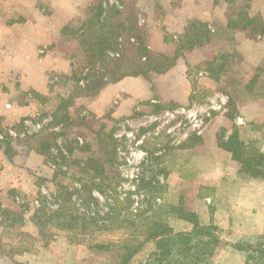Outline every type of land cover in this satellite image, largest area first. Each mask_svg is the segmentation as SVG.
<instances>
[{
  "label": "rangeland",
  "instance_id": "rangeland-1",
  "mask_svg": "<svg viewBox=\"0 0 264 264\" xmlns=\"http://www.w3.org/2000/svg\"><path fill=\"white\" fill-rule=\"evenodd\" d=\"M97 1L80 4L78 12L69 15L62 7H53L51 0H0V24L36 18L34 6L37 14L51 24L53 37L56 34L54 47L70 58L76 49L77 34L67 25L74 22L88 4ZM123 1L129 9L135 3L137 13H133V20L137 19L138 25L147 31L145 41L151 57L156 58L159 53L173 56L183 32L185 10L192 8L194 0H139L140 7L138 0ZM199 1L203 13L194 14L185 23L202 20L211 25V29H215L216 24L220 27L226 25L224 9L228 3L225 0ZM238 1L251 17H256L253 24H258L260 17L264 20V0ZM212 2L215 9L210 11ZM22 8L27 11L18 15ZM202 14H206V20L200 19ZM245 30L253 39L264 37L250 28ZM239 32L232 40H222V35L218 39L213 37L190 53L187 47V67L179 60L173 73L158 75L159 82L155 81L152 86L147 84L145 92L140 84L134 83L130 87L137 91V95H113L101 105L99 112L93 111L89 105L91 101L85 98L76 99L74 106L69 108L72 117H85L83 123L73 129L70 138L80 142L82 139L91 140L94 136L92 130H97L101 124L113 128L118 140L117 169L120 176L114 186L121 196L114 204H126L130 198L129 208L140 211L152 212L157 204H164L166 209L179 207L186 213H194L200 225H212L208 233L219 240L209 264H246L247 253L235 249L234 244L253 245L264 234V177L252 178L240 172V164L220 147V142L237 128L240 140L252 142L254 148L264 153V48H240L235 42ZM6 44L12 54L16 44L12 40ZM221 58L229 61L225 64V75L216 74L217 69L213 72L207 69L206 62L218 59L220 62ZM15 68H9L8 72L12 76L9 81L16 84L13 79L17 77ZM186 68L188 80L183 72ZM60 74L67 73L47 72L46 94L33 89L18 90L13 85L11 96L19 101L33 100L37 112L11 126L0 118L4 133L13 136L36 133L49 124L50 118L40 114L54 106L55 101L43 102L39 96L51 95L50 75ZM53 88L52 93L64 91L55 82ZM32 153L36 154H16L9 160L0 149V171L2 159L10 162L12 169L11 179L0 189L2 206L7 208L10 205V209L17 211L22 203H28V211H24L27 218L33 213V200L37 194L53 189L48 181L53 167L44 162L41 155L42 163L30 158ZM10 190L13 194L8 193ZM98 199L99 203L93 205L92 211L105 212L104 200ZM174 216L171 212L160 218L168 222L171 234L187 236L194 233L190 221ZM3 225L0 224V241L4 244V254L0 255V264H11L12 260L21 264H110L118 251L116 246H111L109 251L97 250L89 247L86 241L68 240L60 233L44 244V240L36 236L34 225L27 221L23 230L31 237H25L24 243L21 241L27 251L12 254L10 245L19 250L20 237L13 231L9 232L11 236H3ZM126 232L122 228L104 230L97 232L96 239L117 242ZM153 246V241L147 243L134 260L144 262ZM248 263L264 264L252 259Z\"/></svg>",
  "mask_w": 264,
  "mask_h": 264
},
{
  "label": "trees",
  "instance_id": "trees-1",
  "mask_svg": "<svg viewBox=\"0 0 264 264\" xmlns=\"http://www.w3.org/2000/svg\"><path fill=\"white\" fill-rule=\"evenodd\" d=\"M225 1L228 3L224 9L226 25L220 27L216 24V28L211 29V25L202 20L190 21L177 41L176 53L170 57L163 53L151 57L145 41L147 31L138 25L137 19L133 20V13H137L135 3L129 9L123 0H98L95 4H88L73 24L68 23L70 30L77 34L76 49L70 55V71L59 76L50 75L51 95H38L43 102L55 101L54 106L40 114L50 118L49 124L36 133L25 132L16 136L4 133L0 127V149L7 159L12 160L16 154L35 152L53 167L48 180L53 189L37 194L30 217L27 218L24 212L28 211V203H22L17 211L10 209V205L3 208L0 194L3 236H11L9 232L13 231L20 237L21 244L25 237H31L23 230L28 221L34 225L36 236H40L44 244L60 233L68 240L86 241L89 247L101 251L116 246L118 251L110 264L211 263L210 258L219 240L208 233L212 225H200L194 213H186L179 207L166 209L164 204H157L152 212L140 211L129 208L130 198L126 204H114L121 196L114 186L120 176L117 169L118 140L113 128L101 124L97 130H92L94 136L91 140L82 139L80 142L70 138L73 129L82 124L85 117H72L69 108L79 98L93 101L105 86L125 77H141L152 86L158 75L169 71L179 60H183L187 67L186 55L213 37L218 39L222 35V40H232L235 33L246 28L264 34L262 17L258 24H253L256 17H251L240 1ZM187 47L188 53L185 52ZM206 63L209 71L217 69L216 74L225 75V64L229 61L221 58L220 62L218 59ZM185 73L189 75L187 68ZM54 82L64 91L52 93ZM220 147L240 164V172L252 178L264 177V153L254 148L252 142L240 140L237 128L220 142ZM8 193L13 194V191ZM99 197L104 200L105 212L92 211L93 205L99 203ZM171 212L174 217L190 221L194 233L187 236L171 234L168 222L160 219ZM120 228L127 232L117 242L96 239L97 232ZM151 241L154 249L150 255L144 262H136L135 256ZM0 242V255H3L4 244ZM233 247L247 253L246 264L251 259L264 262V234L253 245L237 242ZM10 248L12 254L27 251L22 244L19 250L13 245ZM11 264L21 263L12 260Z\"/></svg>",
  "mask_w": 264,
  "mask_h": 264
},
{
  "label": "crops",
  "instance_id": "crops-1",
  "mask_svg": "<svg viewBox=\"0 0 264 264\" xmlns=\"http://www.w3.org/2000/svg\"><path fill=\"white\" fill-rule=\"evenodd\" d=\"M68 1L69 0H66V2H63L62 0H51V3L53 7H62L66 14L75 15L78 12L79 5L90 0ZM199 2V0H194L192 2V8L185 10L186 16L184 18V26H182L181 29L182 31L187 24V22L185 23V20L190 19L194 14H198L201 11L203 13V8H201ZM137 5L139 6V0L137 1ZM196 9H199V11ZM213 9H215V7L212 2L209 10L211 11ZM35 10L36 8L33 6V11L35 12L34 16H36V18L28 17L27 19L12 24H0V118L4 124L10 126L15 122L20 121L22 118L34 116L37 112L33 100L19 101L11 96L13 85L14 88L18 90L26 91L33 89L36 92L46 94L48 91V71L61 73H68L70 71V58H68V55L66 56V54H63L58 47H52V44L57 41V37L56 34L53 37L51 24H48V20L37 14ZM26 11L27 10L24 9L19 10L18 15L22 12L24 15ZM210 15L211 13L208 14V16ZM201 16L200 19H207L204 18L206 17V14H202ZM235 39L236 45L242 49L256 47L261 50V48H264V37L253 39L251 36H248L246 30L240 31L236 34ZM9 40H12L16 44L12 54L8 52V45L6 44ZM186 57H188V55H186ZM177 64L161 75H169L173 73L177 69ZM13 67H16L15 69L17 70V77H13L16 84L9 81L12 76L9 74L8 69ZM180 70L183 71L182 69ZM183 72L185 80H188L185 73L186 70ZM158 79L159 77L156 81L159 82ZM134 83L140 84V86L144 88V92L148 87L147 84H149V82L141 77L129 76L122 78L119 81L105 86L96 99L91 101L89 104L90 107L93 111L99 112V110L102 109L101 105H105L108 98L113 95L120 93L137 95V91L130 87V85L132 86ZM150 87L149 90L151 89ZM29 157L42 163V158H40L41 156L38 154L32 153ZM9 163L10 162L6 163L2 159L3 166L0 171V189L7 181H9V179H11L10 176L12 169L10 168L11 166Z\"/></svg>",
  "mask_w": 264,
  "mask_h": 264
}]
</instances>
